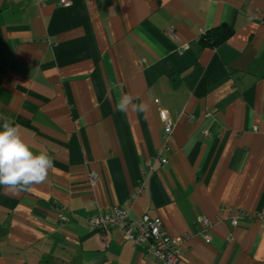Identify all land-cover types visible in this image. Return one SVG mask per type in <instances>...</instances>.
Returning a JSON list of instances; mask_svg holds the SVG:
<instances>
[{"label": "crops", "instance_id": "1", "mask_svg": "<svg viewBox=\"0 0 264 264\" xmlns=\"http://www.w3.org/2000/svg\"><path fill=\"white\" fill-rule=\"evenodd\" d=\"M125 93L146 111H116ZM3 117L53 168L32 192L0 185V264H156L87 224L115 205L187 234L178 264H264V0H0Z\"/></svg>", "mask_w": 264, "mask_h": 264}, {"label": "built area", "instance_id": "2", "mask_svg": "<svg viewBox=\"0 0 264 264\" xmlns=\"http://www.w3.org/2000/svg\"><path fill=\"white\" fill-rule=\"evenodd\" d=\"M37 4L43 5L46 0H35ZM57 4L67 5L70 0H56ZM169 33L173 35L172 30ZM210 115V113L208 114ZM172 126L164 118V138L165 143L163 151L169 148L168 142L171 138ZM206 133V131H204ZM157 159L161 163L166 162V158L162 155H157ZM152 171V162L147 161L146 169L142 174H148ZM95 183V180L90 182L91 185ZM141 186L138 189L139 193ZM232 208H226V219L233 226L240 224L243 216H247L244 212H238L234 214ZM243 214V215H242ZM219 219H224L220 218ZM255 219L264 222V210L259 211L255 215ZM60 222L66 221L65 216L59 217ZM87 224L104 233L109 227H119L121 229V237L131 243L132 245L141 246L144 248L145 256L150 261L156 264H178L181 254L182 245L186 242L187 234H168L163 227L162 220L158 216H150L148 214H142L134 220L128 219V210L118 205L112 206L108 211L98 210L95 213L87 216ZM215 221L210 220L207 217L200 216L197 218L196 235L204 242H209L211 239V230Z\"/></svg>", "mask_w": 264, "mask_h": 264}, {"label": "clouds", "instance_id": "3", "mask_svg": "<svg viewBox=\"0 0 264 264\" xmlns=\"http://www.w3.org/2000/svg\"><path fill=\"white\" fill-rule=\"evenodd\" d=\"M139 96L121 95L115 103L116 111L144 112L147 105ZM0 130V185L12 193L32 192L34 187L47 181L53 168V158L46 152L34 153L20 133V125L11 117H3Z\"/></svg>", "mask_w": 264, "mask_h": 264}, {"label": "trees", "instance_id": "4", "mask_svg": "<svg viewBox=\"0 0 264 264\" xmlns=\"http://www.w3.org/2000/svg\"><path fill=\"white\" fill-rule=\"evenodd\" d=\"M233 32V29L226 25L221 24L216 28H212L210 31H204L200 35V41L202 43L217 44L228 38Z\"/></svg>", "mask_w": 264, "mask_h": 264}]
</instances>
